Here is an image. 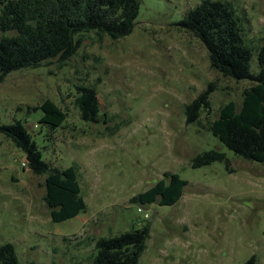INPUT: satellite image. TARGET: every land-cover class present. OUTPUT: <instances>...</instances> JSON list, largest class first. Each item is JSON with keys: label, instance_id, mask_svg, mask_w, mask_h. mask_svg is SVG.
<instances>
[{"label": "rangeland", "instance_id": "1", "mask_svg": "<svg viewBox=\"0 0 264 264\" xmlns=\"http://www.w3.org/2000/svg\"><path fill=\"white\" fill-rule=\"evenodd\" d=\"M132 32L119 40L89 34L65 63L50 60L0 81V125H26L52 168L75 167L86 209L50 219L46 175H34L23 153L0 133V246H14L19 264H93L95 242L149 226L140 264H264V164L244 160L206 128L228 101L241 103L247 81L223 78L207 52L176 26L202 0H138ZM241 18L259 71L264 0H221ZM2 33L0 31V37ZM210 82V112L186 124L185 108ZM97 91L100 119L88 124L74 105L76 87ZM51 100L66 114L55 130L39 124ZM200 122V123H199ZM217 150L225 162L192 168L196 154ZM187 182L174 205L130 204L163 174Z\"/></svg>", "mask_w": 264, "mask_h": 264}, {"label": "trees", "instance_id": "2", "mask_svg": "<svg viewBox=\"0 0 264 264\" xmlns=\"http://www.w3.org/2000/svg\"><path fill=\"white\" fill-rule=\"evenodd\" d=\"M138 11V0H0V81L13 71L37 68L50 60L65 63L76 55L89 34L113 41L128 36ZM241 21L230 3L202 0L176 26L201 43L211 69L225 79L249 83L242 91L240 105L234 101L222 105L216 118L207 121L206 128L235 155L264 164V39L257 51L259 71L253 74L250 71L253 49L245 44ZM216 89V82H210L186 106V124H194L202 112H210L209 97ZM76 93L74 105L80 119L88 124L98 123L101 115L97 91L82 85L76 87ZM39 109L43 113L39 124L50 130L60 127L66 119L65 112L51 100L29 111ZM0 133L23 153L34 175H46L43 201L52 222L70 220L85 211L75 167L52 168L43 161L26 125L20 121L0 125ZM216 161L225 162L228 169L225 154L217 150L196 154L190 166L199 168ZM186 184L177 174L166 172L154 186L133 196L129 203L171 206L178 202ZM148 237L149 226L144 225L117 236L99 238L95 242L93 264H140ZM0 264H19L12 244L0 246ZM245 264H256L255 256Z\"/></svg>", "mask_w": 264, "mask_h": 264}]
</instances>
